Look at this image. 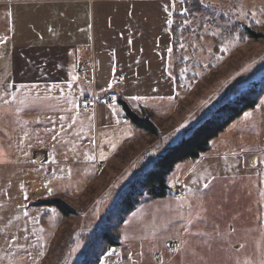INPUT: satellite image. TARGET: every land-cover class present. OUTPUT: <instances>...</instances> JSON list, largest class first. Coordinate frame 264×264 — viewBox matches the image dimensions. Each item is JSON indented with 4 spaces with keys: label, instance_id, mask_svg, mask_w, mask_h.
Returning <instances> with one entry per match:
<instances>
[{
    "label": "rangeland",
    "instance_id": "374dc122",
    "mask_svg": "<svg viewBox=\"0 0 264 264\" xmlns=\"http://www.w3.org/2000/svg\"><path fill=\"white\" fill-rule=\"evenodd\" d=\"M184 1L196 5L194 0H176L177 11H182ZM197 1L209 12L193 11L190 18L196 22H183L182 27L193 28L191 36L180 37V27L172 21L170 31L184 42L172 44L167 59L170 69L183 56L180 73L191 75L190 82L181 76L185 88L171 86L173 90L163 88L150 97L127 99L133 111L150 115L160 136L136 128L143 138L118 149L101 168L93 163L85 137L83 152L82 142L79 151L71 150L73 137L87 136L89 125L65 113L74 109V91L66 100L68 91H56V97L47 95L44 103L29 101L25 109L31 110V130L25 137L15 131L11 152V90L3 87L7 76L3 77L0 116L6 122L0 123V163L6 165L0 167V264H80L90 250H97L94 245L103 246L99 240L103 231L118 236L120 244L109 246L100 262L264 264V96L213 138L197 159L175 165L167 176L164 198L140 201L122 222L120 213L111 210L123 186L148 159L141 157L147 147V154L164 152L215 106L264 79V0ZM216 11L231 21L248 24L251 18L261 38L229 40L217 44L219 52H214L211 35L219 33L222 24L210 27L199 22ZM10 17L11 4L0 5V78L9 64ZM205 31L209 35L200 37ZM111 107L124 111L118 100ZM19 143L20 150L29 145L30 150L44 148L47 161L35 164L31 153L18 154ZM252 154L254 163L248 160ZM52 201H62L77 213L65 214Z\"/></svg>",
    "mask_w": 264,
    "mask_h": 264
},
{
    "label": "crops",
    "instance_id": "0c3cea01",
    "mask_svg": "<svg viewBox=\"0 0 264 264\" xmlns=\"http://www.w3.org/2000/svg\"><path fill=\"white\" fill-rule=\"evenodd\" d=\"M6 3L11 4V48L0 84L4 76L11 79V152L15 131L25 137L31 130L27 103L36 99L44 103L47 95L56 97V91H68L64 100L74 91V109L65 113L89 125L87 136L73 137L71 150L79 151L82 142L83 152L85 137L99 168L143 138L124 112L111 107L115 102H99L87 111H81V105L91 96L106 95L118 76L122 81L116 85V100L127 102L132 95L150 97L163 88L173 90L167 21L179 12L176 0H0V5ZM165 4L175 5L171 17L164 11ZM83 65L89 70L77 74ZM1 122L6 120L0 116ZM17 152L31 153L35 164L48 159L41 147L20 150L19 143ZM248 160L254 163V154ZM5 165L0 163L2 168Z\"/></svg>",
    "mask_w": 264,
    "mask_h": 264
},
{
    "label": "trees",
    "instance_id": "16d2710c",
    "mask_svg": "<svg viewBox=\"0 0 264 264\" xmlns=\"http://www.w3.org/2000/svg\"><path fill=\"white\" fill-rule=\"evenodd\" d=\"M194 2L196 5H187L189 2L186 4L184 1L182 11L176 12L173 16L174 27H180V37L191 36L189 33L192 34L194 32L191 25L182 27L184 25L183 22L187 19L192 24L196 22L190 18L193 11L197 12L203 9L207 10L206 12H209L208 9L204 8L201 2L199 3L197 0H194ZM229 21L231 20L224 14V12L216 11V15L212 18L205 19L203 23L201 21L199 22L202 26L206 23L210 27H213L214 24L216 26L215 22L222 24L220 32H214L212 33L213 35H211L214 43V52H219L218 47L216 46L217 44L225 45L230 43V41L244 42L250 39L259 40L261 37H264V35L259 37L260 35L256 33L254 29L257 28V25L251 18L248 20V24L240 21ZM173 24L170 26V29ZM169 32L171 35V45L174 44L175 47L184 42V40H180L179 35L177 36L175 34L174 36L172 31L169 30ZM208 32L209 31H205L199 36L207 37L209 35ZM181 48L183 50L185 46H181ZM182 58L183 56L177 58L170 71V75L177 90L181 89V87L185 88L186 84L183 85V83H188L191 79V75L180 73V68L184 66L182 65ZM181 76L185 78V82H183ZM263 96L264 79L253 81L249 84L247 89L240 91L238 94L215 106L206 118L202 119L198 124L192 127L188 134L181 136L174 145L168 147L164 152L158 153L153 150L150 152L151 154H147L150 151V148L148 147L144 151L145 154L141 156L143 159L145 157H148V159L143 161L141 169L126 182V185L123 186L120 192L119 198H117L111 206V210H116V212L120 213L119 222H122L123 216L128 215L140 201L164 198L167 194V176L173 171L175 165L185 159H197L202 152L208 150L209 143L213 138L217 137L221 131H223L244 111L255 108ZM118 101L130 124L136 128H140L145 133L160 136V130L154 125L149 114L140 115L133 111L127 102L120 99ZM158 148L159 146L156 147V150H158ZM51 204L57 206L65 214L77 213V210L67 206L62 201H52ZM99 240L103 246H100L98 249V246L94 245L93 248L97 250H90L80 264H100V258L105 254L107 248L109 246H118L120 244L118 236L115 237L104 231L99 233Z\"/></svg>",
    "mask_w": 264,
    "mask_h": 264
},
{
    "label": "built area",
    "instance_id": "2783aa9c",
    "mask_svg": "<svg viewBox=\"0 0 264 264\" xmlns=\"http://www.w3.org/2000/svg\"><path fill=\"white\" fill-rule=\"evenodd\" d=\"M87 68H88V65L81 66L77 70V74H79V75L83 74V72L85 70H87ZM121 81H122V77L121 76L116 77L114 85L109 89V91L106 93V95L102 96L101 98H97L95 96H91L89 99H87L83 103V105H81V111H87L90 108V105L94 107L96 105V103H99V102H102L104 104L113 103L115 101L114 95L117 92L116 85L121 83ZM109 251H111V250H109ZM155 258L157 260H160V253H156L155 254ZM100 264H122V262L120 260H117L115 262H103L102 261V262H100Z\"/></svg>",
    "mask_w": 264,
    "mask_h": 264
},
{
    "label": "snow or ice",
    "instance_id": "6c2138e0",
    "mask_svg": "<svg viewBox=\"0 0 264 264\" xmlns=\"http://www.w3.org/2000/svg\"><path fill=\"white\" fill-rule=\"evenodd\" d=\"M175 5L174 4H172V5H169V4H165V6H164V11L166 12V13H168V16L169 17H171V15H172V13H171V11H170V8L171 7H174ZM10 15V14H9ZM169 24H171L172 23V20L171 19H169L168 21H167ZM169 52H171V49H169ZM74 79H75V77H74ZM109 87H111V85H109ZM132 99H138V97H132ZM53 139H55V137H53ZM101 158H104L103 157V155H102V157ZM0 162H3V161H0ZM205 187H207V185H205ZM49 192H50V194H51V189H49ZM25 198H27V196H25ZM40 255H43V253H40ZM140 255H143V253H141Z\"/></svg>",
    "mask_w": 264,
    "mask_h": 264
},
{
    "label": "water",
    "instance_id": "95a60500",
    "mask_svg": "<svg viewBox=\"0 0 264 264\" xmlns=\"http://www.w3.org/2000/svg\"><path fill=\"white\" fill-rule=\"evenodd\" d=\"M10 82H11V79L9 77H7V79L4 81L3 83V87L6 89V90H9V87H10Z\"/></svg>",
    "mask_w": 264,
    "mask_h": 264
},
{
    "label": "bare ground",
    "instance_id": "6f19581e",
    "mask_svg": "<svg viewBox=\"0 0 264 264\" xmlns=\"http://www.w3.org/2000/svg\"><path fill=\"white\" fill-rule=\"evenodd\" d=\"M251 161H253L252 158H251Z\"/></svg>",
    "mask_w": 264,
    "mask_h": 264
}]
</instances>
